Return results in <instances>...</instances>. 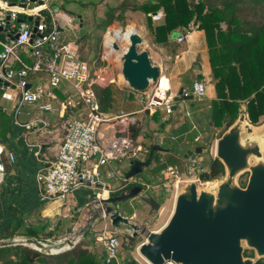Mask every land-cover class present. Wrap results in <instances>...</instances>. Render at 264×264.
<instances>
[{"label":"built area","instance_id":"built-area-1","mask_svg":"<svg viewBox=\"0 0 264 264\" xmlns=\"http://www.w3.org/2000/svg\"><path fill=\"white\" fill-rule=\"evenodd\" d=\"M52 2L53 0H25L11 4L0 0V89L4 90L2 98L14 103L13 117L16 121L25 105L36 104L43 98V91L38 86H32L28 80L31 74H46L47 89L70 87L75 103H81L83 110L77 118L67 123L56 155L39 172L37 182L40 195L45 202H64L77 193L99 190L100 201L110 197L111 193L127 192L125 190L134 184L132 178L127 179L116 165L127 163L131 167L134 162L145 160L147 152L142 146L135 144L132 130L137 123L136 114L153 115L160 108H164L167 115L172 114L170 80L160 74L153 88L150 86L144 91H137L129 86L120 72V60L129 41L125 40L128 42L125 45L124 40L118 38H106L101 56L104 66L97 67L93 62L84 61L80 57L78 45L65 41L53 18L50 23L46 20L48 13L52 15ZM29 18H32L30 21L32 25L29 23ZM159 18H163L162 12L153 16V19ZM177 41L182 43L184 36H180ZM114 43L119 45L118 50L114 49ZM22 50L29 54L33 61L31 65H27L21 59ZM16 65H19V69ZM95 87L129 89L138 99L141 108L136 113L116 115L104 113L100 110ZM12 91H16L17 94H13ZM206 92L205 82L196 81L193 84V95L197 99H203ZM47 95L54 98L50 92ZM72 100L68 101V105L72 104ZM62 107L67 108L65 103H62ZM39 108L43 111H51L52 105L42 104ZM41 122L44 126L47 125L45 121L41 120ZM198 141L199 138H196L195 142ZM214 149H210V152L212 153ZM3 154L4 151L0 149V185L6 178ZM213 156L216 158L215 154ZM5 157L11 164L15 163L13 153L8 152ZM208 170L206 161L201 156L193 154L185 158L183 170L178 164H166L161 170L159 181H152L151 185L141 183V186L150 188L156 195L165 199L173 194L175 201L179 189L187 183H195L200 188L211 184L216 178L207 180L201 178V175ZM110 183L114 187H111ZM141 196L142 194L135 199L143 200ZM157 202L162 212L164 210L162 203ZM136 217V213H133L129 219L134 222L133 219ZM112 229L117 231L115 228ZM73 235L76 233L74 232ZM78 237L76 242H72L67 237L59 241V244H63L64 249L70 250L80 242L82 233ZM95 237L102 243L101 259L104 264H128L121 261L119 239L111 234L107 227ZM31 243L35 244L33 249L39 252L47 249L43 241L14 242L25 246ZM38 244L43 247H39ZM59 244L55 245L57 250Z\"/></svg>","mask_w":264,"mask_h":264},{"label":"water","instance_id":"water-1","mask_svg":"<svg viewBox=\"0 0 264 264\" xmlns=\"http://www.w3.org/2000/svg\"><path fill=\"white\" fill-rule=\"evenodd\" d=\"M128 41L120 60V72L129 86L144 91L158 81L161 68L151 62L148 51L140 50L145 41L139 32L133 30ZM113 47L119 49L117 43ZM180 97L184 101L193 98L181 89L172 101ZM176 109L173 106L172 112ZM203 153H210V149L197 147L186 157ZM215 157L224 167L220 185L209 190L195 183L185 184L178 191L168 221L156 232L148 231L117 209L120 203L140 196L142 186L101 199L100 210L113 228L126 226L132 230L131 236L140 243L137 254L148 264H256L264 259V130L257 131L249 124L244 106L237 120L216 140ZM251 159L258 163L251 166ZM150 163V160L134 162L126 178L140 175ZM246 171L250 176L241 187L237 178ZM142 199L159 210L160 204L152 197ZM66 242L69 243L67 239ZM12 243H0V247ZM67 250L59 244V249L50 253ZM245 250L253 251V257H245Z\"/></svg>","mask_w":264,"mask_h":264},{"label":"trees","instance_id":"trees-1","mask_svg":"<svg viewBox=\"0 0 264 264\" xmlns=\"http://www.w3.org/2000/svg\"><path fill=\"white\" fill-rule=\"evenodd\" d=\"M127 12L144 14L152 44L171 49L173 55L178 46L171 41V37L178 30L180 34H185L194 24L204 31L216 93L210 124L220 129L217 139L237 120L242 106L251 125H256L264 117V0H121L117 8L105 12V19L100 25L105 29L114 21H123ZM159 12L163 13V18L155 24L153 16ZM90 40L91 33H85L77 41L81 59L86 61L85 58L93 52L95 60L87 62H93L97 67L104 66L99 56L101 36L96 39L98 47L97 42L93 45ZM94 91L100 110L111 113L114 101L112 90L95 87ZM1 92L3 94L0 89ZM67 109L69 111L71 106L68 105ZM1 110L0 106V136L5 137L11 130V124ZM154 154L149 152L146 160L152 163ZM207 166L209 170L201 175L202 179H214L224 174V167L217 158L210 159ZM121 193H111L110 196ZM11 208L15 225L8 232L9 237L22 236L32 242L42 241V236L45 239L52 236L51 232L46 233L45 226H25L22 212L12 205ZM4 238L0 234V240ZM128 240L130 243L136 241L132 236H128ZM95 241L93 233L85 234L84 240L75 247L58 254L39 252L29 246L12 243L0 247V264H104L101 254L90 248ZM256 264H264V259Z\"/></svg>","mask_w":264,"mask_h":264},{"label":"crops","instance_id":"crops-1","mask_svg":"<svg viewBox=\"0 0 264 264\" xmlns=\"http://www.w3.org/2000/svg\"><path fill=\"white\" fill-rule=\"evenodd\" d=\"M14 1L15 0H5V2L11 4H15ZM120 1L121 0H83L82 7L78 10L79 14H75L66 9L60 10V6L57 5L55 0H53L51 7L52 15L50 13H48V17L45 14L44 15L49 23L53 18V22L57 24V28L61 32L65 41L74 42L78 45L77 41L82 36L80 33L81 29L83 30L84 28H87L88 31H91L88 33H93V29L91 28L92 24L90 23V25H88V21L94 19V16L90 18L92 15L91 12L94 11V9L96 11L97 8L99 9L101 7L106 8L105 12L110 9H115L118 7ZM58 7L60 9H58ZM105 12L104 17H95V29L97 32L99 31L98 27L100 22L105 19ZM129 13L132 14L131 12H127L125 16ZM142 15L145 17L144 14ZM138 20L139 19H137V21ZM29 23L31 25L33 24L30 21ZM66 29H73L75 32L79 33L76 40H68V37L65 34ZM140 33L146 40H144L146 42L145 46L148 48L152 47L153 51L164 57H161L162 64L159 65L158 63H155L154 65L159 66L162 72L165 71V63H168L171 67L167 77L170 80V94L172 99L178 96L181 89L184 90V94L191 95L193 98L184 101L182 97H180L177 101H172V107L177 106V109L170 115L165 113L164 108L158 109L156 113L153 114V117L158 116L159 126L161 129H164L165 133L161 136L158 134V131L154 132L153 135L149 137L144 135L147 129L143 123L147 119L140 121L137 119V123L132 129L133 135L137 134L139 131L142 137H139L140 142L135 144L140 145L145 149L147 152L146 157L148 153L154 149L155 153L156 151H159L161 154L160 159L164 158L167 161H170V157L174 156L177 159L185 160L188 152L197 147L210 149V142H213L211 145V148H213L218 137V132L216 133V130L220 131V129L213 128L210 125L212 104L216 98V93L211 74L208 47L204 31L198 29L194 24H191L185 34H180L178 30L177 34L171 37V41L175 42V45L178 46L175 55L171 53L169 54V50L166 48L153 45L150 36H147L149 35L147 31L143 32L140 30ZM180 36H184V41L182 43L177 41ZM106 38L107 37L104 36L103 41H101L102 48ZM149 56L151 58V53ZM20 57L27 65L33 63L29 54L23 50L20 51ZM16 68L19 69V65H16ZM28 80L31 82L32 86H38L40 90L43 91V98L36 104L25 105V110L23 111V108L21 109L16 121L13 117V102L9 101L12 103V109L8 114L3 109L1 110L9 118L11 130L5 137L0 136V149L4 151L3 160L6 167L4 192L16 190L14 199L17 205L15 204L14 207H17L21 212L35 213L37 208L43 202L40 195L37 176L46 166V163L49 160H52L56 155L58 146L61 143L58 135L60 128L59 125L61 126V121L67 117V114L71 110L68 111L67 109L68 101L73 99L74 96L72 90L68 86H62L61 88L54 90L47 89L48 77L44 73H38L35 75L31 74L28 77ZM196 81H203L207 85L206 96L201 100L193 95V84ZM124 91L129 94L132 93L129 89L116 88V91H114L113 94L114 101L116 98L120 99ZM48 92L52 93L54 98H50L47 95ZM47 103L52 105L51 111H43L39 108L42 104ZM62 103H65L67 106L66 109L62 107ZM139 110L140 108L136 111H120L119 113H136ZM111 114L116 115L113 111ZM20 117L23 119V122L20 121ZM41 120L45 121L47 125L44 126ZM196 138H199L198 142H195ZM162 146L166 148L163 150L161 148ZM8 152L15 155L14 164H11L5 157ZM199 156H202V154ZM145 161L146 158L143 162ZM116 167H118L121 174H125V176L129 171L125 170V166L121 167V165H116ZM159 177L160 175L153 181H159ZM141 183H138L137 185L141 186ZM80 194L81 193H77L72 197H74L76 201L80 200ZM117 209H121L120 205ZM134 213H136V216L138 217V212ZM109 224H111L110 221H104V227L108 228L107 225ZM95 235L96 234H94V236ZM90 248L98 254L103 253L102 243L97 239ZM120 258L121 261L125 263L136 264L133 262L134 260L131 259L132 257H128V255L126 258H123L120 255ZM134 258L137 264H141L136 257ZM141 260L143 259L141 258Z\"/></svg>","mask_w":264,"mask_h":264},{"label":"rangeland","instance_id":"rangeland-1","mask_svg":"<svg viewBox=\"0 0 264 264\" xmlns=\"http://www.w3.org/2000/svg\"><path fill=\"white\" fill-rule=\"evenodd\" d=\"M25 0H15V3H21ZM57 2V5L60 6L58 9H66L70 12H73L75 14H79V9L82 7L83 0H55ZM106 8L101 7L97 8L96 11H92V16H94V19L91 21H88V25H91V28L93 29V33L91 34V43L93 45L97 42L98 47V36L100 35L102 37L107 38H113L114 37V30H120L123 34L130 28H134L137 32L140 33V30L143 32H146V18L141 13H132L127 14L125 16V19L123 21H115L112 25H109L107 28L103 29L104 27L102 25H99V31L95 29L96 26V20L95 17H104V12ZM94 12V13H93ZM137 19H139L137 21ZM162 18L159 19H153V23H158L161 21ZM134 24V25H133ZM138 29V30H137ZM82 30V29H81ZM80 30L81 34L88 33L89 31L87 28H84L82 31ZM113 31V32H112ZM91 32V31H90ZM148 32V31H147ZM66 36L68 37V40L74 41L78 37L79 33L75 32L73 29H66L65 31ZM141 34V33H140ZM149 37V35H147ZM125 41V40H124ZM125 45L128 42H124ZM146 41V40H145ZM91 44V45H92ZM146 45V42H145ZM145 45L140 47V50H146L149 51V54L151 53V62L153 64L158 63L159 65L162 64V58H164L161 55H158L155 51H153V48H148ZM100 57L103 55L104 48H100ZM169 50V49H168ZM171 53V49L169 50V54ZM172 54V53H171ZM95 53H91L88 57H83L87 60H95ZM162 57V58H161ZM84 60V59H83ZM113 61V60H111ZM89 62V61H88ZM165 71L162 72V76H168L170 72V65L168 63H165ZM151 88L156 86V84L151 83ZM149 86V88H150ZM114 94V91H116V88L112 87L110 88ZM148 89V88H147ZM4 92V90H2ZM6 92H10L9 90H6ZM13 94H17V92H13ZM122 93V92H120ZM0 106L1 108L8 114V112L12 109V103H10L7 99L2 98V92L0 93ZM77 101V100H76ZM72 104L71 110L67 114V117H65L61 121V126L59 125V138L62 141L65 133V127L67 123L72 120L73 118H77L78 115L83 110L82 104H76L73 100L71 101ZM78 102V101H77ZM139 108H141V105L138 101V99L135 97L134 94H129L127 92L122 93V97L116 98L115 101H113V108L112 111L116 114H119L120 111H136ZM25 110V107H23V111ZM212 112V111H211ZM137 119L143 120L147 119L143 124L146 127V131L144 135L147 137L152 136L154 132L158 131V134L161 136L163 135L164 129L160 128V124L158 123L159 119L158 116L148 115L145 113H137L136 114ZM20 121L23 122V119L20 117ZM250 124V123H249ZM211 125V124H210ZM251 125V124H250ZM255 130L261 131L264 130V117L261 118V120L256 125H251ZM212 127V126H211ZM219 133V131L216 130V133ZM142 135L138 131L136 134V140L135 143L140 142V138ZM213 143V142H212ZM212 143H209L210 149ZM167 146V145H166ZM214 146V147H213ZM213 149L215 148V143L213 145ZM163 150L164 146L161 147ZM215 149L211 153H203L202 158L205 161H209L210 159L214 158ZM161 154L159 151H156L154 154L152 163L149 167H146L143 169L142 173L136 177H134L132 180L135 182V185L138 183H145L146 185H151L152 181L160 175V169L165 167L166 164H179L182 165V170L184 168V161H180L179 159L174 157H170V161L165 160L164 158L160 159ZM206 162V163H207ZM258 163V160L251 159L250 165H255ZM125 166V170H129V165L124 163L121 167ZM250 176V172L246 171L239 175L237 178V183L239 186L244 187L248 181V178ZM111 184V183H110ZM4 185L5 181L0 185V234L4 235L5 238L3 240H0V243H12L16 240H28L25 237L22 236H15L13 238L8 236V232L11 228L14 227V212L12 211L11 205L15 206L16 201L14 199L16 195V190H11L9 192H4ZM111 187H114L111 184ZM101 194V191H95V192H82L80 194V200H75L74 197L70 196L68 200L64 202L60 201H54V202H45L42 199L41 205L37 208L36 212H22L23 218H24V224L25 226H45L46 227V233H52V236L45 239V236H42L43 243L47 246V249H42V252L49 253L51 250H53V247L55 245L59 244V241L69 237L74 232L76 233V236L81 235V233L84 231L83 236L80 237V242L84 240V235L88 233L93 234H99L104 228V221H109L108 218L104 217V211L100 210L99 208V196ZM151 196L154 200L160 201L162 203V207L164 210L161 212L160 210H155L152 206L148 205L143 200L138 199H132L124 203H120V213H122L125 217H131L132 213L138 212V217L133 219L135 223L145 227L148 231L156 232L160 230L168 221L170 215L173 211L174 206V200H173V194H170L167 196V199L163 198L162 196H158L154 194V192L147 188L146 186L143 187L142 196ZM131 202V203H130ZM17 205V204H16ZM87 216V217H86ZM89 217V218H88ZM88 219L87 221H84ZM83 222V224H82ZM108 231L111 232V234L115 235L120 242V255L123 258L132 257L134 263L137 264L135 261L136 257L141 264H148L141 260L140 256L137 254V249L140 246V243L137 242V240L133 243H130L128 240V236H131L132 230L127 228L126 226H121L117 231H114L111 226V224L107 225ZM22 231V230H21ZM29 247L33 248L35 244H28ZM134 255V257H133ZM254 252L250 250H245L244 256L245 257H253ZM130 259V258H129Z\"/></svg>","mask_w":264,"mask_h":264},{"label":"bare ground","instance_id":"bare-ground-1","mask_svg":"<svg viewBox=\"0 0 264 264\" xmlns=\"http://www.w3.org/2000/svg\"><path fill=\"white\" fill-rule=\"evenodd\" d=\"M134 25V24H133ZM133 30H135L134 28H132V27H130L124 34L118 29V30H114V37L113 38H115V39H122V40H126V41H128V36H129V34L133 31ZM138 30V29H137ZM113 32V31H112ZM145 40V39H144ZM127 44V43H126ZM223 181V179L221 178V177H218V178H216L211 184H209L208 186H207V188L209 189V190H211V189H214V188H216L217 186H219L220 185V183ZM87 217V216H86ZM89 218V217H88ZM88 219H86V220H84V221H87ZM82 224H83V222H82ZM69 239L72 241V242H76L78 239H79V237L78 236H76V235H70L69 236ZM67 246V245H66ZM55 250H57V247H53V251H55Z\"/></svg>","mask_w":264,"mask_h":264}]
</instances>
